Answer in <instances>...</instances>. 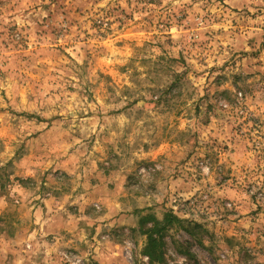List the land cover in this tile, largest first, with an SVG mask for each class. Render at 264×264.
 Segmentation results:
<instances>
[{"label":"rangeland","instance_id":"rangeland-1","mask_svg":"<svg viewBox=\"0 0 264 264\" xmlns=\"http://www.w3.org/2000/svg\"><path fill=\"white\" fill-rule=\"evenodd\" d=\"M167 213L166 264H264V0H0V264H149Z\"/></svg>","mask_w":264,"mask_h":264},{"label":"trees","instance_id":"trees-1","mask_svg":"<svg viewBox=\"0 0 264 264\" xmlns=\"http://www.w3.org/2000/svg\"><path fill=\"white\" fill-rule=\"evenodd\" d=\"M149 216V217H148ZM148 218H142L140 221V228L142 236L144 237V245L142 255L148 259L149 264H166L164 248H165V234L176 228L184 231L188 235L194 234L190 232L186 226L189 223L178 219L171 213H167L161 220L148 215ZM182 255L189 257L187 252H180Z\"/></svg>","mask_w":264,"mask_h":264}]
</instances>
